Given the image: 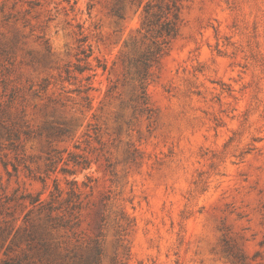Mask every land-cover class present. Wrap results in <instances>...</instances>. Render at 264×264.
Returning a JSON list of instances; mask_svg holds the SVG:
<instances>
[{
    "label": "rangeland",
    "instance_id": "374dc122",
    "mask_svg": "<svg viewBox=\"0 0 264 264\" xmlns=\"http://www.w3.org/2000/svg\"><path fill=\"white\" fill-rule=\"evenodd\" d=\"M0 264H264V0H0Z\"/></svg>",
    "mask_w": 264,
    "mask_h": 264
},
{
    "label": "trees",
    "instance_id": "16d2710c",
    "mask_svg": "<svg viewBox=\"0 0 264 264\" xmlns=\"http://www.w3.org/2000/svg\"><path fill=\"white\" fill-rule=\"evenodd\" d=\"M80 55H85V57L83 59L78 57V59H77L78 63H81V61H86L90 57V55H86L84 50H81ZM75 70L78 71L79 73H83V72H85L87 70V68L86 67H82L80 64H75ZM34 202H36V200H34L33 203Z\"/></svg>",
    "mask_w": 264,
    "mask_h": 264
}]
</instances>
